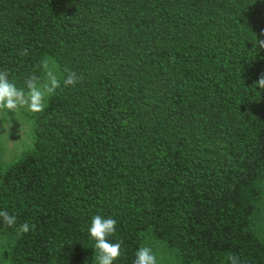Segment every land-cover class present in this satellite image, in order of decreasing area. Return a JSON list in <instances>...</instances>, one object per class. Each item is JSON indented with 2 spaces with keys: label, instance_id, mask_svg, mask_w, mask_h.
<instances>
[{
  "label": "trees",
  "instance_id": "1",
  "mask_svg": "<svg viewBox=\"0 0 264 264\" xmlns=\"http://www.w3.org/2000/svg\"><path fill=\"white\" fill-rule=\"evenodd\" d=\"M258 40L264 0H0V71L39 86L48 60L61 79L43 112L18 110L23 150L5 162L0 142L17 217L0 264H97L94 215L117 220L114 264L142 245L158 264H264Z\"/></svg>",
  "mask_w": 264,
  "mask_h": 264
},
{
  "label": "clouds",
  "instance_id": "2",
  "mask_svg": "<svg viewBox=\"0 0 264 264\" xmlns=\"http://www.w3.org/2000/svg\"><path fill=\"white\" fill-rule=\"evenodd\" d=\"M260 47L264 48V40H258ZM27 55V50L21 53ZM50 62L45 60L43 68L46 71L47 80L38 86V78L35 75L30 76L24 88H18L17 85L9 79L7 71H0V111L8 110L15 113L18 110L26 109L31 113H40L47 107L46 99L53 95L57 89L61 88V79L59 75L49 66ZM82 79L75 71L66 70L63 78V86H74ZM256 84L264 88V76H261ZM0 218L8 227L17 226V217L10 214L7 210H0ZM32 229L35 225L31 226ZM117 230V220L114 218H105L101 215H94L91 219L88 232L95 241L94 249L98 255L95 257L97 264H114V261L120 258L122 244L119 241H111L109 237L114 236ZM30 226L27 221L19 225L17 234H27ZM235 259V258H233ZM133 264H158L156 253L150 246L142 245L135 253Z\"/></svg>",
  "mask_w": 264,
  "mask_h": 264
},
{
  "label": "rangeland",
  "instance_id": "3",
  "mask_svg": "<svg viewBox=\"0 0 264 264\" xmlns=\"http://www.w3.org/2000/svg\"><path fill=\"white\" fill-rule=\"evenodd\" d=\"M26 128L22 122V114L8 110L0 111V142L2 159L7 162L18 155L26 142Z\"/></svg>",
  "mask_w": 264,
  "mask_h": 264
}]
</instances>
